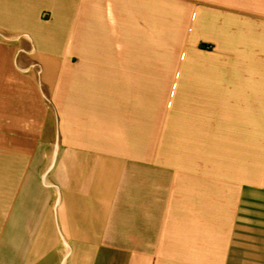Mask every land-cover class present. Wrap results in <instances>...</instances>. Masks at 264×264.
Segmentation results:
<instances>
[{
    "label": "crops",
    "instance_id": "obj_1",
    "mask_svg": "<svg viewBox=\"0 0 264 264\" xmlns=\"http://www.w3.org/2000/svg\"><path fill=\"white\" fill-rule=\"evenodd\" d=\"M254 139L264 0H0V264H264Z\"/></svg>",
    "mask_w": 264,
    "mask_h": 264
},
{
    "label": "rangeland",
    "instance_id": "obj_2",
    "mask_svg": "<svg viewBox=\"0 0 264 264\" xmlns=\"http://www.w3.org/2000/svg\"><path fill=\"white\" fill-rule=\"evenodd\" d=\"M235 141L238 143L245 142V140H232V142ZM251 141L253 143V150H222V162L229 163L233 161H244V159L247 158L252 159V162H254L256 165L261 166L264 162V139H254ZM258 173L260 172L258 171Z\"/></svg>",
    "mask_w": 264,
    "mask_h": 264
}]
</instances>
